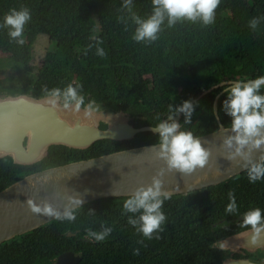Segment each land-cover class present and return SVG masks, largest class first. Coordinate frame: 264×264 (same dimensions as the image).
Returning a JSON list of instances; mask_svg holds the SVG:
<instances>
[{"label":"trees","instance_id":"trees-1","mask_svg":"<svg viewBox=\"0 0 264 264\" xmlns=\"http://www.w3.org/2000/svg\"><path fill=\"white\" fill-rule=\"evenodd\" d=\"M123 2L0 0V64L5 60L33 77L31 83L0 82V93L31 90L43 95L79 84L84 103L101 102L121 109L135 127H154L168 117L169 106L175 109L185 100L192 101L222 81L264 75V0H221L215 22L207 26L181 20L169 27L165 18L158 39L151 42L132 39L137 27L132 13L146 19L152 0H132L131 12ZM23 8L31 19L24 26L21 45L3 25L11 9ZM253 17L258 20L255 29L249 27ZM40 36L46 37V45L38 56L34 45ZM98 47L104 49L103 57L97 56ZM181 65V76L173 78ZM222 89L214 88L194 103L191 124L185 125L181 114L182 130L199 136L218 127L213 102ZM225 98L224 92L217 103L223 126L231 122L223 111ZM157 141V133L141 131L123 141L99 139L85 149L51 145L43 159L32 165H18L5 157L0 159V190L34 171ZM229 192L236 197L237 211L226 214ZM128 197L96 199L71 210L74 221L54 219L0 244V264H53L70 251L81 255L78 264H220L219 241L251 230L240 226L243 213L260 207L264 216V180L249 183L246 171L216 185L171 195L162 207L167 217L163 231L153 233L152 240L128 223L130 217L140 215L124 211ZM104 228L112 229L107 239L91 241L88 231ZM133 249L140 254L134 255Z\"/></svg>","mask_w":264,"mask_h":264},{"label":"water","instance_id":"water-1","mask_svg":"<svg viewBox=\"0 0 264 264\" xmlns=\"http://www.w3.org/2000/svg\"><path fill=\"white\" fill-rule=\"evenodd\" d=\"M231 82L222 81L203 91L192 100L193 104L214 88L224 89ZM223 89L213 102L218 127L198 136L210 153L203 169L197 168L190 174L175 169L169 171L165 161L156 154L158 147L153 145L157 143H151L31 172L0 190V244L55 219L33 213L28 200L40 207L47 204L63 215L65 210L71 211L96 199L131 196L139 187L151 185L152 178L161 171L163 174L158 178L162 180V191L171 195L216 185L245 171L242 167L245 161L239 156L229 159L234 148L229 149L223 144L225 137L234 135L219 127L223 124L218 116L217 103ZM53 99L55 105L49 103ZM89 103L82 104L76 112L74 104L64 108L61 95H38L31 90L0 93V159L10 157L15 164L32 165L43 159L51 145L85 149L99 139L123 141L141 131H151L152 126L135 127L121 109H113L101 102L91 101L92 109L88 114ZM180 117L181 114L173 116V119L179 122ZM101 124L104 127H100ZM259 155L254 151L253 160H257ZM255 244H264V232L255 242L251 230L221 241L222 246L230 248ZM80 259L81 255L74 251L64 252L53 264H78ZM222 264L262 263L225 261Z\"/></svg>","mask_w":264,"mask_h":264},{"label":"clouds","instance_id":"clouds-1","mask_svg":"<svg viewBox=\"0 0 264 264\" xmlns=\"http://www.w3.org/2000/svg\"><path fill=\"white\" fill-rule=\"evenodd\" d=\"M221 0H152V12L146 19H141L132 13V19L137 25L132 37L134 41L149 42L158 39L157 33L167 18L168 26L172 27L177 21L188 20L193 23L202 21L203 25H211L216 19V10ZM123 8L131 12L132 0H124ZM31 19L27 8L21 10L11 9L4 17V25L9 28V37L18 44H24L23 31L25 24ZM258 20L253 17L249 21V27L255 29ZM98 43H102L98 41ZM97 56L105 55L103 48H97ZM82 85L75 87L70 83L63 90L54 88L50 95L64 97V108L67 109L74 104V111L78 112L84 104L83 96L79 95ZM226 98L223 101V111L231 118L227 126H219L225 132L234 133L225 137L223 144L229 149L234 148V153L229 159L236 156L241 157L249 183H256L264 180V75L253 79L234 80L228 87L223 89ZM55 105L56 101L49 100ZM92 109V103L87 105L88 114ZM195 106L191 100H185L173 109L169 106L167 120H160L151 131L158 134L157 156L163 159L169 171L175 169L184 174H190L197 168L203 169L209 158V150L206 149L198 136L192 131L182 130V125L173 116L183 114L184 124H191ZM215 115V112H214ZM245 149L247 151L245 152ZM260 153L257 160H253L252 153ZM163 172L152 178L151 185L139 187L131 196L123 202V209L129 213H140L138 218H129L128 223L137 227V231L143 234L147 240L153 239V233L163 231L161 227L167 220L162 211L165 200L171 198V193L162 191V180L158 177ZM229 203L225 207V213L231 214L237 211L236 197L234 193H228ZM28 205L33 213H42L45 216L54 217L56 220L74 221L75 215L70 210H65L63 215L56 212L51 206L45 204L40 207L28 200ZM80 203V201H76ZM242 228L250 226L253 235V242L264 232V216L262 209L254 207L243 213L240 225ZM111 228H104L103 231H88V237L93 242H103L111 234ZM160 239L159 235L155 237ZM134 255H139V249H133Z\"/></svg>","mask_w":264,"mask_h":264},{"label":"rangeland","instance_id":"rangeland-1","mask_svg":"<svg viewBox=\"0 0 264 264\" xmlns=\"http://www.w3.org/2000/svg\"><path fill=\"white\" fill-rule=\"evenodd\" d=\"M43 37V38H42ZM45 38V39H44ZM46 45V37L40 36L39 42L34 45V51L36 50V54L40 56L42 54V48ZM175 58V57H174ZM1 70V80L0 82L2 84H10V83H17V84H23V83H31L33 80V77L31 75L22 72L20 69L15 68L13 65L7 63L5 60H1L0 64ZM184 70V66H178L172 74L173 78H178L181 76L182 72ZM174 81L171 80L168 83L167 90L170 92L173 88Z\"/></svg>","mask_w":264,"mask_h":264},{"label":"flooded vegetation","instance_id":"flooded-vegetation-1","mask_svg":"<svg viewBox=\"0 0 264 264\" xmlns=\"http://www.w3.org/2000/svg\"><path fill=\"white\" fill-rule=\"evenodd\" d=\"M238 233L240 232L233 233L227 236L226 238H229L233 235H237ZM221 241H219V243L217 244L218 246L223 248V251L220 253V260H221L220 264H222L225 261H232V262L255 261L264 264V244H255L251 247L235 246L234 248H230V247L222 246Z\"/></svg>","mask_w":264,"mask_h":264}]
</instances>
